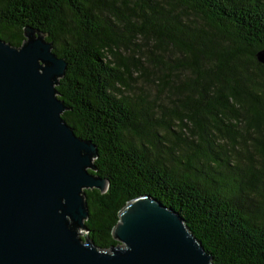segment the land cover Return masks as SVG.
I'll return each mask as SVG.
<instances>
[{"label":"trees","instance_id":"1","mask_svg":"<svg viewBox=\"0 0 264 264\" xmlns=\"http://www.w3.org/2000/svg\"><path fill=\"white\" fill-rule=\"evenodd\" d=\"M24 27L64 61L61 118L107 183L84 191L96 249L148 196L211 264H264V0H0V39Z\"/></svg>","mask_w":264,"mask_h":264},{"label":"water","instance_id":"2","mask_svg":"<svg viewBox=\"0 0 264 264\" xmlns=\"http://www.w3.org/2000/svg\"><path fill=\"white\" fill-rule=\"evenodd\" d=\"M22 35L18 47L0 39V264H211L180 217L148 196L117 212L116 245L87 239L84 191L107 183L89 173L95 147L61 118L64 61L37 31ZM254 57L264 66V48Z\"/></svg>","mask_w":264,"mask_h":264},{"label":"flooded vegetation","instance_id":"3","mask_svg":"<svg viewBox=\"0 0 264 264\" xmlns=\"http://www.w3.org/2000/svg\"><path fill=\"white\" fill-rule=\"evenodd\" d=\"M26 20H27V17H26ZM27 22V21H26Z\"/></svg>","mask_w":264,"mask_h":264}]
</instances>
